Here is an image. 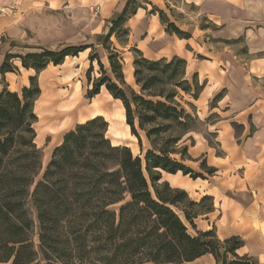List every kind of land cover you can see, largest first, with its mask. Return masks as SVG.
<instances>
[{"label":"trees","instance_id":"trees-1","mask_svg":"<svg viewBox=\"0 0 264 264\" xmlns=\"http://www.w3.org/2000/svg\"><path fill=\"white\" fill-rule=\"evenodd\" d=\"M157 11L166 33L190 37L164 11ZM129 17L124 9L111 18L108 31L95 35L96 43L54 50L39 46L38 51L3 56L1 74L17 69L11 58L36 74L20 91L0 92V263L186 264L211 254L216 264H260L237 254L244 245L240 236L218 239L215 228L195 227L194 219L214 206L210 195L196 201L186 190L162 179L163 171L204 178L185 163L192 157L184 137L199 132L209 117L200 120L184 95L197 100L206 82L199 83L196 73L188 77L187 61L178 55L153 59L132 46L133 79L138 88L126 83L122 51L111 37L126 46ZM97 45L103 49L107 68L96 52ZM88 48V69L95 62L100 71L91 93L98 94L104 86L112 98L121 101L125 124L140 153L112 143L108 122L99 115L66 132L42 171L33 126L38 119L34 101L40 95L37 75L48 64H60ZM222 96V91L217 93L214 101ZM141 133L149 143L144 151ZM199 169L209 175L216 171L205 159ZM210 199L212 204L203 207Z\"/></svg>","mask_w":264,"mask_h":264},{"label":"rangeland","instance_id":"rangeland-1","mask_svg":"<svg viewBox=\"0 0 264 264\" xmlns=\"http://www.w3.org/2000/svg\"><path fill=\"white\" fill-rule=\"evenodd\" d=\"M102 1L0 0V64L7 52L25 54L38 51L39 46L54 50L96 43L95 35L106 33L109 20L125 9L130 16L125 24L130 29L128 43L123 47L113 36L111 40L122 51L126 83L138 88L133 79L132 46L153 59L178 55L187 61L188 77L196 73L199 83L206 82L197 100L184 95L192 101L200 120L209 117L199 132L193 131L184 137L187 153L192 157L185 163L204 174V178L193 179L181 172L163 171L162 179L186 190L196 201L210 195L214 206L194 219L195 227L203 231L215 228L218 239L236 233L246 243L244 250H248L247 253L239 250V255L257 260L256 255L264 252V197L257 194L262 188L252 187L263 185L264 164L262 158L255 163L251 156L254 147L247 139L255 134L257 126L248 117L247 110L238 113L236 109L259 98L261 110L264 108V74L259 72L257 63L258 59L264 60V0H115L109 16L100 13ZM137 8H142L144 14L131 18ZM157 9L164 11L167 19L190 37L180 39L166 33ZM154 15L159 24L153 32L150 22ZM95 47L107 68L102 47ZM90 50L68 56L60 64L50 63L37 75L40 95L34 101L38 119L33 126L35 143L42 153V171L66 132L75 124L99 115L108 122L107 135L112 143L126 145L136 155L140 153L136 138L125 124L121 101L112 98L104 86L98 94L91 93L92 81L100 76V71L95 62L88 69ZM10 62L17 69L0 73V92L20 91L28 84L29 77L36 74L31 68L24 69L15 58ZM221 91L223 98L214 101V96ZM67 97L74 101V107L61 119L50 100ZM185 107L189 109L187 104ZM262 124L264 133V121ZM141 135L144 151L149 143ZM203 159L216 169L213 175L199 169ZM212 200L204 201L203 207L212 204ZM33 233L37 243L38 233ZM215 261L205 254L186 264H215Z\"/></svg>","mask_w":264,"mask_h":264},{"label":"crops","instance_id":"crops-1","mask_svg":"<svg viewBox=\"0 0 264 264\" xmlns=\"http://www.w3.org/2000/svg\"><path fill=\"white\" fill-rule=\"evenodd\" d=\"M115 2H116L115 0H103L101 2L100 13L102 14V16H109L110 15L111 8H112V6L115 5ZM143 14H144L143 9L137 8L135 10V13L133 15H131V18L132 17L138 18V17H140V15H143ZM213 14H214V12L212 11V15ZM158 24H159L158 19L154 15V17L151 19V22H150L151 31L154 32L155 30H157ZM257 63L259 64L258 66H260L259 72H261V74H264V60L258 59ZM129 73H131L130 70H129ZM259 101L261 102V98L255 100L254 103H252L248 106L246 105L244 108L236 109V110L239 111L238 113H244V111L247 110L248 117L251 118L254 125L257 126V131L255 132V134L251 135V136H247V139H248V143H250L254 147V150L252 149L253 151L251 153V156L254 159L255 163H257V161H259V159L262 158L261 162H263V164H264V133H263V124H262V121H264L263 120L264 119V108L261 110V103H259ZM252 108H255V111L251 110ZM262 183H263V185L254 186L252 188L257 189V190H260L262 188V190L258 191L257 194L264 197V179H263ZM248 186H247V188H248ZM258 217H261L260 214L258 215ZM235 234L236 233L232 234V236H234ZM244 248H246L245 242H244L243 246L239 247L236 250L237 254H239V250H243V253H247L248 250H246V249L244 250ZM209 256L213 259V262H214L215 261L214 257L211 254H209ZM256 256L258 257L257 258L258 263L264 264V252L263 253L260 252ZM200 257H202V256H200ZM215 264H216V261H215Z\"/></svg>","mask_w":264,"mask_h":264},{"label":"bare ground","instance_id":"bare-ground-1","mask_svg":"<svg viewBox=\"0 0 264 264\" xmlns=\"http://www.w3.org/2000/svg\"><path fill=\"white\" fill-rule=\"evenodd\" d=\"M50 101L52 102L53 110L61 114V117H60L61 119H65L66 118L65 115H67L69 113V110L72 107H74V104H73L74 101H72V99H69L68 97L65 98V100H62V99L58 100V98H55V99H51Z\"/></svg>","mask_w":264,"mask_h":264}]
</instances>
